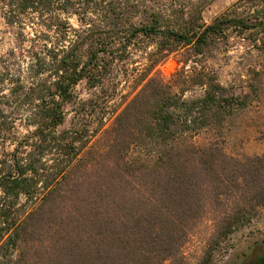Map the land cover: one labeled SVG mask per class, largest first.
<instances>
[{"label": "trees", "instance_id": "16d2710c", "mask_svg": "<svg viewBox=\"0 0 264 264\" xmlns=\"http://www.w3.org/2000/svg\"><path fill=\"white\" fill-rule=\"evenodd\" d=\"M215 1L0 0L19 38L33 30L27 79L0 58V134L21 94L34 127L0 159V264H188L196 237L195 264H208L264 210V154L224 146L231 117L264 110V0H237L208 23ZM233 32L261 57L240 94L207 64ZM141 38L155 48L109 128L59 130L77 85L98 86ZM174 53L180 67L166 77L159 66Z\"/></svg>", "mask_w": 264, "mask_h": 264}, {"label": "rangeland", "instance_id": "374dc122", "mask_svg": "<svg viewBox=\"0 0 264 264\" xmlns=\"http://www.w3.org/2000/svg\"><path fill=\"white\" fill-rule=\"evenodd\" d=\"M236 1L216 0L205 10V20L211 23L216 17L227 12ZM71 22L74 26H79L76 17H72ZM25 33L28 38L24 41V38L23 40L19 38L16 30L8 26L0 16L1 63L10 66L16 77L22 75L27 79L31 62L27 51L32 45V28L27 27ZM154 48L153 40L141 38L137 45L130 49V53L120 52L118 54L116 65L98 86L92 87L86 80L81 81L75 90L76 98L66 105L67 118L59 130L71 128L75 123L87 124L91 129L101 125L104 129H108L115 111H120L138 91L135 78L146 63L147 52H151ZM178 58L179 55L174 53L159 66L166 77H170L180 67ZM260 61L261 57L252 48L249 40L233 32L227 44H222L212 50L207 64L224 85L240 94L248 91V70L258 66ZM5 109L7 125L8 123L13 124H10L12 131L8 130L0 134V159L14 150L20 138L34 130L29 122L30 105L24 94L14 97L10 103L5 105ZM224 130V146L229 155L244 158L264 154L263 109L252 108L238 116L231 117ZM214 137V134H203L199 140L206 141ZM202 246L201 237H196L188 244L186 248L188 264L196 263ZM259 253L264 254L263 209L251 224L223 241L215 249L213 260L208 264H249L251 259Z\"/></svg>", "mask_w": 264, "mask_h": 264}]
</instances>
